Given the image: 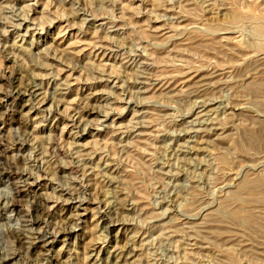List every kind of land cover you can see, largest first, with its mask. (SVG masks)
<instances>
[{
    "label": "rangeland",
    "instance_id": "1",
    "mask_svg": "<svg viewBox=\"0 0 264 264\" xmlns=\"http://www.w3.org/2000/svg\"><path fill=\"white\" fill-rule=\"evenodd\" d=\"M236 13L264 0H0V264H264V47Z\"/></svg>",
    "mask_w": 264,
    "mask_h": 264
},
{
    "label": "bare ground",
    "instance_id": "2",
    "mask_svg": "<svg viewBox=\"0 0 264 264\" xmlns=\"http://www.w3.org/2000/svg\"><path fill=\"white\" fill-rule=\"evenodd\" d=\"M233 20L235 21L234 23H242L247 20H254V25H253L252 30L254 34L257 35L258 42L256 43V47L257 45L264 47V17L263 16L250 15L247 13L246 14L236 13ZM33 88L37 90L38 85L33 86ZM22 94H23V91L21 90V88L17 87L16 94H15L17 97L15 100H20ZM16 105L21 108L25 107L23 103H20L18 101L15 102L14 106ZM17 195H19V193ZM41 207H42L41 203L37 202L36 208H35L36 212H39Z\"/></svg>",
    "mask_w": 264,
    "mask_h": 264
}]
</instances>
